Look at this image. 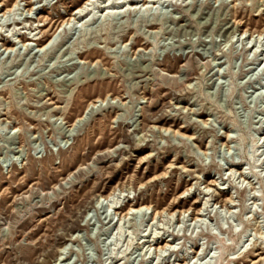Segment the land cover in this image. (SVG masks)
Listing matches in <instances>:
<instances>
[{"label":"rangeland","instance_id":"rangeland-1","mask_svg":"<svg viewBox=\"0 0 264 264\" xmlns=\"http://www.w3.org/2000/svg\"><path fill=\"white\" fill-rule=\"evenodd\" d=\"M86 1L0 0L19 4L0 15V264H158L169 251L150 244L171 236L173 258L198 245L215 264L256 244L249 263L264 247V0H93L61 29ZM25 32L28 49L2 48ZM133 202L151 209L122 218Z\"/></svg>","mask_w":264,"mask_h":264},{"label":"bare ground","instance_id":"bare-ground-1","mask_svg":"<svg viewBox=\"0 0 264 264\" xmlns=\"http://www.w3.org/2000/svg\"><path fill=\"white\" fill-rule=\"evenodd\" d=\"M150 2H158V0H121V1H118L117 3H116V5L117 4H120V3H123L124 5L125 4H127V3H129L130 5H131V8H133L134 7V10L141 4V6H140V8L141 7H146V9L149 7V3ZM33 3V6L28 10L29 12L30 11H32L34 8L33 7H35V3H37V2H32ZM95 3L96 2H94L93 0H87L83 5H81L80 7H78L74 12H73V14L69 17V18H66L61 24H60V28L61 29H63L64 31H66L67 30V27H68V25H71L74 21H76V20H81V19H84V18H87L88 16H90V14H91V12L93 11L92 10V8H90L91 6H94L95 5ZM29 4H31V2L29 3ZM109 4V3H108ZM108 4H105L103 7L106 9V8H109V5ZM172 4V3H171ZM2 6V4L0 3V7ZM17 6H19V4L18 3H15L14 4V6L13 7H11V8H8V9H6V11H4L2 14H0L2 17H6V18H8V17H11L12 15H14V12L16 11V7ZM102 6V5H101ZM123 6V5H122ZM99 7V6H98ZM97 7V8H98ZM121 11L123 10V9H120ZM129 10V9H128ZM118 11V10H117ZM2 11L0 10V13H1ZM107 12V11H106ZM110 12V11H109ZM108 12V13H109ZM131 12V11H130ZM32 13V12H31ZM107 13V14H108ZM122 14V13H121ZM95 15V14H94ZM94 15L89 19V20H91V19H94ZM118 15V14H117ZM101 16V15H100ZM102 16H103V14H102ZM99 17V16H98ZM12 19V18H11ZM0 20H2V19H0ZM5 20V19H4ZM7 20V19H6ZM8 20H9V18H8ZM17 20H19V19H16L15 17H14V21L13 22H15V21H17ZM96 20V19H95ZM7 22V21H6ZM10 22H11V20H10ZM19 22V21H18ZM5 22H3L2 24H4ZM7 25V24H6ZM9 25H11V24H9ZM9 27V26H8ZM27 27V26H26ZM39 32V31H38ZM47 30H45V31H43L42 32V30H40V32L39 33H43L44 35V37H47L48 36V34H47ZM56 32L57 31H55L51 36L49 35V40H47V42L45 43V44H43L42 46H41V50H47V49H50V48H53V47H55V43L57 42V38L54 40V39H52L53 38V36L56 34ZM2 33V32H1ZM1 35V34H0ZM3 35V34H2ZM37 35V34H36ZM47 35V36H46ZM264 35V31L263 32H261V33H258V37H261V36H263ZM35 36V35H34ZM33 36V37H34ZM20 35L16 38V39H10L9 37H8V39L7 40H4V42L3 43H1V45H2V48L5 50V51H10V52H13V51H15V49H16V46H17V41H19V42H22L23 43V45L22 46H25L26 48L27 47H29L30 46V40H32L33 39V37H30V36H28V34L25 32V34L23 35V37H20ZM39 39H41V38H39ZM43 39V38H42ZM29 40V41H28ZM36 40H38V38H36ZM42 41V40H41ZM254 47V46H253ZM28 49V48H27ZM187 74V73H186ZM186 78V77H185ZM189 78V77H188ZM187 79V78H186ZM184 80V79H183ZM185 81H187V80H185ZM107 100V99H106ZM106 100H104V99H98V100H96L94 103H91V104H89L88 106H87V108H86V113H91V112H93L95 109H96V107L98 106V104L99 103H101V105H103L104 103H105V101ZM100 105V106H101ZM85 115L86 114H83V116H81V117H79V118H77L76 120H75V122L73 123V125L74 126H77L78 124H80L81 122H83L84 121V119H85ZM74 128V127H73ZM182 128H184V129H187L185 126H181V129ZM181 129H178V130H176V131H172L175 135H181L182 137H187L184 133H181ZM167 130H169V129H167ZM170 131V130H169ZM230 135L229 134H227L226 135V142L228 143L229 142V140H230ZM188 138H191V139H194V136L192 135V136H188ZM73 179H74V176L72 175V173H70L67 177H65L64 179H63V182H62V184L63 185H69V184H71V183H73ZM209 184L211 185V182H209ZM216 185V184H215ZM56 188V187H55ZM206 188H208V186H206ZM116 191L117 190H115L114 192H112V193H110L108 196H100V198L97 200V202H96V206H97V204H99L101 201L102 202H104V201H106V200H110V198H114V196H116ZM48 193V192H47ZM49 194V193H48ZM127 197H129V199H131V197L130 196H128L127 195ZM118 198H120V197H118ZM230 203H232V201L231 200H229V204ZM225 206V205H224ZM125 207H127V205L126 206H123V205H121L120 207H118L116 204H115V209H116V211H117V213H119L120 215H121V217L122 218H128V217H130V216H137L138 214H141L142 212H147V214H148V211H150V209H151V206H148V205H145V204H141V205H137L136 203H134L133 202V204H131V205H129L128 206V208L126 209V211H123V209L125 208ZM227 207H229L230 208V205H228V203L226 204V208ZM207 209L205 208V206L204 207H200V209H198L197 211H195V216H193L192 217V219L194 220V222H199V221H202V216L203 215H206L205 214V211H206ZM230 212H231V210H229ZM228 211V212H229ZM176 212H178V211H174L173 213H171V215H175L176 214ZM189 211H179V213L181 214V215H183V214H185V213H188ZM192 212H194V211H192ZM153 213H154V216L155 217H157V216H159V214L161 213V211H158V210H153ZM191 215H193V213H191ZM87 216H88V214L85 216V219L87 218ZM185 218V217H184ZM120 220V219H119ZM110 223V222H109ZM85 225H87V224H85ZM89 225V224H88ZM75 236V235H74ZM73 236V239L74 240H76V239H78L79 238V235L77 234L76 235V237H74ZM156 237V236H155ZM178 238H176V237H167V238H163L162 240H156V241H154V243H152L151 241V244H150V247L152 248L153 246V248H154V251L156 252V254H157V256H161L162 257V254H165V253H167L168 251H169V253H168V255H169V258H164L163 260H159L158 261V264H191L193 261H195L194 262V264H197V263H200V264H215V261H214V258H215V256L213 255V256H211L209 259H207L208 258V256H209V254H207V250L206 249H202V251L201 250H198V245L196 246L197 247V249L196 250H192L191 252L193 253V255H176L174 258H173V255H174V252H175V250H176V248H175V244H176V240H177ZM148 241V240H147ZM255 246H257L256 244L254 245V247ZM195 247V248H196ZM254 247H251L250 249H252V248H254ZM150 248V249H151ZM241 249V248H240ZM248 249V248H247ZM247 249H245V250H243L242 252H240V250H238V251H235V253L233 254V256L231 257V259L232 260H242V263L241 264H264V247H260V248H257L256 249V252H255V257H253V258H249V259H247V261H249V263H246V262H244V258H245V256L247 255V253H249L250 252V249L249 250H247ZM63 254V253H62ZM189 254V253H188ZM156 256V257H157ZM63 257V255H61V257L60 258H62ZM159 259H161V258H159Z\"/></svg>","mask_w":264,"mask_h":264}]
</instances>
